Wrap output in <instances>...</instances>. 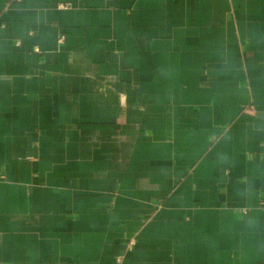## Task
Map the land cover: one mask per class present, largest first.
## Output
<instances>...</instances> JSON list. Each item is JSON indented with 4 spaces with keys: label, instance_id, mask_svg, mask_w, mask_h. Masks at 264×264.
<instances>
[{
    "label": "crops",
    "instance_id": "obj_1",
    "mask_svg": "<svg viewBox=\"0 0 264 264\" xmlns=\"http://www.w3.org/2000/svg\"><path fill=\"white\" fill-rule=\"evenodd\" d=\"M0 264H264V0H0Z\"/></svg>",
    "mask_w": 264,
    "mask_h": 264
},
{
    "label": "built area",
    "instance_id": "obj_2",
    "mask_svg": "<svg viewBox=\"0 0 264 264\" xmlns=\"http://www.w3.org/2000/svg\"><path fill=\"white\" fill-rule=\"evenodd\" d=\"M61 40H63V39H61Z\"/></svg>",
    "mask_w": 264,
    "mask_h": 264
}]
</instances>
